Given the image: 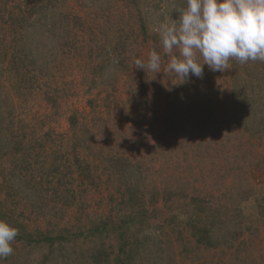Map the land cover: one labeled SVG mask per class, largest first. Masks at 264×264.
I'll return each instance as SVG.
<instances>
[{"label": "rangeland", "instance_id": "374dc122", "mask_svg": "<svg viewBox=\"0 0 264 264\" xmlns=\"http://www.w3.org/2000/svg\"><path fill=\"white\" fill-rule=\"evenodd\" d=\"M137 1L130 7L121 0H0V215L12 213L1 222L13 227L10 232L17 223L32 232L44 220L51 228L66 227L68 237L50 264H96L93 256L110 245L116 254V236L72 233L130 217L118 207L113 211L125 187L142 189L148 197L166 188L177 195L173 203L156 205L164 221L180 207L190 214L192 198L206 200L214 214L229 211V217L213 223L210 246L197 242L190 228L167 220L135 230L129 235L141 243L136 264H264V225L255 204L264 194V161H259L264 143L238 122L248 114L264 117L260 71L250 76L238 51L263 28L264 0ZM94 21L103 27L98 33L105 51L92 61ZM75 37L77 52L63 57V42ZM11 52L33 69L29 92L4 60ZM112 92L115 98L108 100ZM243 96L254 105H240ZM75 120L81 130L72 127ZM86 127L101 143L106 128L115 130L116 145L124 143L133 164L116 179L102 175L95 188L82 186L79 176L70 189L80 194L78 201L61 198L43 217L33 210L43 192L29 187L30 178L19 177L22 172L14 167L22 155L14 153L10 140L25 138L32 145L36 140L37 152L44 145L48 165L59 150L68 160L77 154L91 163L96 154L90 148L72 151L78 135L88 137ZM182 217L177 213L174 221ZM12 245L0 242V264L41 263L34 246ZM115 259L111 256V264Z\"/></svg>", "mask_w": 264, "mask_h": 264}, {"label": "trees", "instance_id": "16d2710c", "mask_svg": "<svg viewBox=\"0 0 264 264\" xmlns=\"http://www.w3.org/2000/svg\"><path fill=\"white\" fill-rule=\"evenodd\" d=\"M121 1L126 2L130 7L138 5L137 0ZM262 21L263 28L256 31V33L253 35L247 37L244 47H240L235 43L232 44V47L238 46L240 48L238 51L241 53L242 57L245 56V62H241V64L246 68L245 71L248 74L250 73V76H257L255 72H258L259 70L260 81L264 83V20ZM96 22L97 21H94L93 28L89 29L92 41L96 44L93 49L89 48V57H92V61L96 60L97 58L99 59L100 53L105 51L104 46L99 38L103 27ZM21 33L22 32L19 34L16 33L18 36L14 38V42L20 38ZM123 36H119L118 38H122ZM76 38L77 37H75V41L63 42L61 48L63 57L67 58L75 55L73 50L74 52L76 51L74 48H76L77 44L79 43V40ZM121 42L122 41L120 39L118 44H121ZM229 46L231 47V44ZM119 48L120 46L116 45L113 48V51L116 53L117 57H120V55L117 54V52H119ZM77 50L79 53L78 48ZM17 54V52H11V55L6 54L4 60L7 61V66L10 72L15 75L19 86L24 89V91L29 92L31 83L36 77L31 73L33 69H30L31 67L26 64V61L24 60L25 57L22 58L20 54ZM247 62L249 65H247ZM121 63H123V60ZM33 67L36 68V65L33 64ZM98 71L102 70H96V72ZM261 91L264 94V89H261ZM107 97L108 100L113 98L114 92L111 94L109 93ZM249 102L252 104H248ZM240 105L253 106L254 103L246 96H243L242 101H240ZM251 109L253 113V107ZM245 116L246 117L240 116L241 118L239 121L237 119V121L241 124L240 127L248 132H252V136H255L254 134L258 135V140L263 144L264 117L260 120L256 118V116L253 118L250 117V114ZM77 126L76 120L73 121L72 127L76 128ZM77 129L81 130L79 127H77ZM85 129H87L86 131L88 133V137L84 140L78 135L77 140L72 147V151L78 152L81 150V148H84V150L90 148V150H92L91 152L94 151L93 153L96 154L94 157L96 160L91 161V163L86 159H82L77 154L74 155L75 158L73 160H68V155L66 156L65 153L59 150L56 152L58 156L56 158L54 157V159L51 161L52 163L48 165L47 163L50 160L47 157L48 155L42 149L44 145L40 146V149L43 152H37L39 150V146L36 144V140H34V145L31 144V141L25 140V138L21 141H16V138H12V140H10L14 153H20L22 155L20 161L16 160L14 167L17 172H22L19 177L30 178L31 180L29 181V185H31L32 182L34 184L33 186L29 187L32 190L37 191L39 189V192H43V194L38 193L37 198L39 199V203L38 206H34L33 209L37 210V213L41 211L43 217L46 208L52 203L53 205H56L62 202L61 198L65 197V199L68 201H78L80 194L78 195V193H75V191L70 189H72V185L78 182L76 179L79 178V176L83 180L81 183L82 186L85 185L86 188H89V186L91 188H95L97 187V182L99 183V186L101 185V181L103 180L102 175L106 176L107 180L114 176L116 179V176H123V173L133 164V158L129 155H124L126 154V151L122 149L124 143H121L123 145H116V131L111 129V127H108L105 131H103L104 141L102 143L100 142L101 140L99 142L97 141L98 137L94 131L89 130L87 127ZM120 142H122V140ZM41 153H43V162L40 163L39 158ZM3 156L4 155H2V157ZM262 157H264V155ZM33 161L34 164L37 165V168H35ZM97 161L98 163L93 165V162ZM259 161L262 162L264 160L261 159ZM136 166H138V164ZM100 169L101 171L99 172L98 170ZM97 172L99 173L100 177L95 175ZM35 185H37L38 188ZM125 188L127 190L123 189L120 197L116 199V205L113 207V211H116V207H118V210L129 211L130 217L123 219L119 223L116 222L115 219L109 218L103 222L101 221L102 223L98 227L96 226L93 229L87 230V228L80 226L81 231L79 228L76 229L78 230V234L72 233L74 238H76V236L80 238L81 236L86 237L90 235V233L96 232L101 234L104 239H108L112 237V235L116 236V240L119 243L118 245L116 244V254L114 251L115 247L110 245L108 248H105L103 251H99L93 256V260L96 264H111L110 259L113 255L116 257L114 261L115 264H136L140 253L139 246L141 243L137 239L133 240L132 236L129 234L135 230L136 233L139 232V230H144L145 227H153L152 223H155V220L159 224L162 222L161 224L164 226L167 219L164 221V217L161 218V216L164 214L159 212L160 210L157 211L156 205L159 201H163L165 204L173 203V197L177 195L175 192L170 191V189L165 188L163 191H157L155 194H152V196L150 195V197H148L146 191H142V189H134L129 187ZM70 198H73V200H70ZM204 202L207 201L202 198H192L191 202L190 199H188V203H190V206L188 205L191 211L190 214L183 211L186 210L184 207H180V210L177 213L183 217L178 220L179 222H175L174 220H177V213L170 210L168 216H170L169 218L171 219L167 221L169 223H178V225L181 227L183 225L186 229L190 228L191 234L193 238H196L197 242L200 244H207L206 246H210L213 238L211 232L215 227L213 223L221 221L225 214L228 216L229 211L227 213L223 211V214H214L212 211L207 209ZM255 204L257 219L260 220V222L264 225V194L255 201ZM152 206L155 207L151 210ZM210 213H212V215ZM30 214L33 215V211H30ZM9 217L12 218V213L4 212V214L2 213L0 215V227H3L0 229H3V232L2 230L0 231L6 243L11 245L13 244L12 247L18 245H20V247L22 245H27L30 247L34 246L35 249H38L37 251L41 256L40 264H50L51 260L54 258L53 255L61 252L59 247L62 246L61 244H63L62 241H65V237H68L66 235V227L58 228V226H56L51 228L48 227L51 222H46L44 220L41 224H39L38 227H33L32 229L34 230L32 232H28L26 227H23L21 224L19 225V223L15 225V231L10 232L13 227L11 229H7L1 222L4 218L8 219ZM54 229H57L58 232L56 233V230ZM3 239L0 237L1 241ZM10 259L13 261L12 255ZM63 264H67V262H63Z\"/></svg>", "mask_w": 264, "mask_h": 264}]
</instances>
